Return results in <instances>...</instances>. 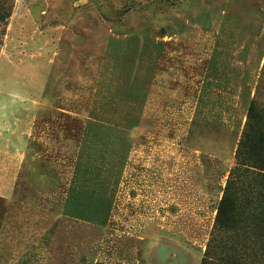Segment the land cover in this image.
Returning <instances> with one entry per match:
<instances>
[{
	"label": "rangeland",
	"instance_id": "374dc122",
	"mask_svg": "<svg viewBox=\"0 0 264 264\" xmlns=\"http://www.w3.org/2000/svg\"><path fill=\"white\" fill-rule=\"evenodd\" d=\"M1 2L0 264H200L264 114V0Z\"/></svg>",
	"mask_w": 264,
	"mask_h": 264
},
{
	"label": "trees",
	"instance_id": "16d2710c",
	"mask_svg": "<svg viewBox=\"0 0 264 264\" xmlns=\"http://www.w3.org/2000/svg\"><path fill=\"white\" fill-rule=\"evenodd\" d=\"M235 160L218 203L216 233L200 264H264V114L254 102Z\"/></svg>",
	"mask_w": 264,
	"mask_h": 264
},
{
	"label": "crops",
	"instance_id": "0c3cea01",
	"mask_svg": "<svg viewBox=\"0 0 264 264\" xmlns=\"http://www.w3.org/2000/svg\"><path fill=\"white\" fill-rule=\"evenodd\" d=\"M60 60V59H59ZM52 108H54L55 105H50ZM49 106V107H50ZM67 123H70V122H67ZM60 124V121L59 119H41L40 121L38 120L37 122V125H42L43 127L39 128V127H36L35 129L29 127V128H26V133H27V136L28 137H31L32 135H37L39 134V132H41L43 135H46V136H49L50 138H48L47 140V145L48 143H51L52 144V147L53 145H59V135H60V131H59V128L58 127H54L55 125H59ZM13 131V130H11ZM23 131V130H21ZM67 135H69V131H66ZM136 135L134 136V134H131L130 136H128V138L124 139L125 141H131L133 143L134 139H135ZM22 143H24V141H22ZM25 149L27 150L26 153L28 154H33L32 152L33 151H36L37 149H39V147L43 148L45 147L43 144H46V142H38V140L35 142L33 141L31 138H27V140L25 141ZM42 145V146H40ZM130 144H123V152H126L127 148L129 147Z\"/></svg>",
	"mask_w": 264,
	"mask_h": 264
}]
</instances>
